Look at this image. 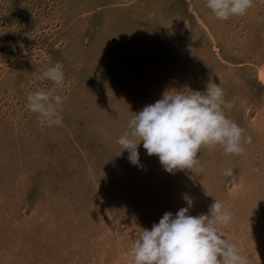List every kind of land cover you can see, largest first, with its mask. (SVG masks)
Listing matches in <instances>:
<instances>
[{
  "label": "rangeland",
  "instance_id": "rangeland-1",
  "mask_svg": "<svg viewBox=\"0 0 264 264\" xmlns=\"http://www.w3.org/2000/svg\"><path fill=\"white\" fill-rule=\"evenodd\" d=\"M46 58H50L47 59ZM59 64L62 126L43 127L26 96ZM264 0L215 18L206 0H0V264H130L141 228L213 200L248 264H264ZM233 102L243 152L202 146L199 173L166 172L138 146L120 152L128 120L168 89ZM231 169V175L223 170Z\"/></svg>",
  "mask_w": 264,
  "mask_h": 264
},
{
  "label": "clouds",
  "instance_id": "clouds-1",
  "mask_svg": "<svg viewBox=\"0 0 264 264\" xmlns=\"http://www.w3.org/2000/svg\"><path fill=\"white\" fill-rule=\"evenodd\" d=\"M206 7L221 21L243 16L253 7V0H206ZM50 59V58H46ZM35 81H50L52 88L37 89L26 96V107L35 113L43 127L62 126L60 115L66 97L56 94L64 82L59 64H49ZM224 90L209 79L204 91L168 89L161 98L145 105L127 123V131L117 139L120 152L127 150V159L141 167L138 146L147 155H156L163 169L174 174L189 169L199 173L197 153L202 146L220 145L225 154L243 152V130L225 114L233 102L225 100ZM231 169L223 175H231ZM187 206L175 214L165 212L150 229L141 228L129 250L130 264H248L222 230L231 213L213 200L206 214H189L193 201L185 197Z\"/></svg>",
  "mask_w": 264,
  "mask_h": 264
},
{
  "label": "bare ground",
  "instance_id": "bare-ground-1",
  "mask_svg": "<svg viewBox=\"0 0 264 264\" xmlns=\"http://www.w3.org/2000/svg\"><path fill=\"white\" fill-rule=\"evenodd\" d=\"M260 77H262L264 79V73L261 70H260Z\"/></svg>",
  "mask_w": 264,
  "mask_h": 264
}]
</instances>
